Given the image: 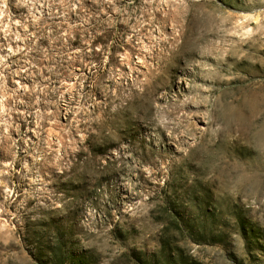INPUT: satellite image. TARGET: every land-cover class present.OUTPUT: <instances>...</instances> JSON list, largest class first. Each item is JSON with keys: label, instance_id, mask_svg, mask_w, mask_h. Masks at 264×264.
<instances>
[{"label": "rangeland", "instance_id": "374dc122", "mask_svg": "<svg viewBox=\"0 0 264 264\" xmlns=\"http://www.w3.org/2000/svg\"><path fill=\"white\" fill-rule=\"evenodd\" d=\"M261 9L0 0V264H264Z\"/></svg>", "mask_w": 264, "mask_h": 264}, {"label": "snow or ice", "instance_id": "6c2138e0", "mask_svg": "<svg viewBox=\"0 0 264 264\" xmlns=\"http://www.w3.org/2000/svg\"><path fill=\"white\" fill-rule=\"evenodd\" d=\"M261 11H264V9H261ZM241 15H244L245 21L255 19V13H250V14L241 13ZM239 23H244V21H239ZM256 23H259V20H256ZM248 31H251V29H249Z\"/></svg>", "mask_w": 264, "mask_h": 264}]
</instances>
